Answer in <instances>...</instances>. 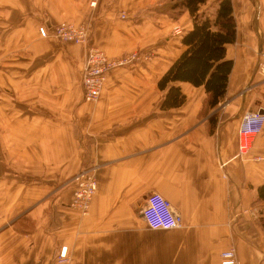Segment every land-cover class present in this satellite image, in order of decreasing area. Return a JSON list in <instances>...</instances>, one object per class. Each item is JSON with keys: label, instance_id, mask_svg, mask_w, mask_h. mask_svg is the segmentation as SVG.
Returning a JSON list of instances; mask_svg holds the SVG:
<instances>
[{"label": "crops", "instance_id": "crops-1", "mask_svg": "<svg viewBox=\"0 0 264 264\" xmlns=\"http://www.w3.org/2000/svg\"><path fill=\"white\" fill-rule=\"evenodd\" d=\"M91 2L0 0V264H51L64 246L70 264H220L229 248L240 264H264L254 215L264 214V130L238 152L241 116L264 113V0H233L228 92L210 111L203 88L183 82L174 86L184 103L161 109L158 81L183 50L172 28L188 14L173 20L171 0ZM63 21L91 25L89 43L109 57H156L111 71L98 101L85 103V49L38 34ZM92 167L97 189L81 217L66 207L73 184L72 194L61 185ZM151 193L181 228L147 227L138 210Z\"/></svg>", "mask_w": 264, "mask_h": 264}, {"label": "trees", "instance_id": "trees-1", "mask_svg": "<svg viewBox=\"0 0 264 264\" xmlns=\"http://www.w3.org/2000/svg\"><path fill=\"white\" fill-rule=\"evenodd\" d=\"M209 0H171L167 14L179 19L188 14L191 28L181 39L183 50L170 68L159 79L158 90L165 92L161 109L180 107L185 96L175 83L183 82L202 87L205 92V108L216 110L226 97L233 61L226 57L227 46L235 43L236 23L232 0H216L212 11L203 9ZM216 123V114L209 116V124ZM256 200L264 204V185L256 189ZM256 224L264 234V214Z\"/></svg>", "mask_w": 264, "mask_h": 264}, {"label": "built area", "instance_id": "built-area-1", "mask_svg": "<svg viewBox=\"0 0 264 264\" xmlns=\"http://www.w3.org/2000/svg\"><path fill=\"white\" fill-rule=\"evenodd\" d=\"M92 0L90 6L95 5ZM124 19L125 15L122 14ZM91 25L89 24H70L61 23L53 29V36L62 42H72L81 45L85 49L86 57L81 78V88L83 101L85 103L94 104L98 101L103 87L106 82L107 75L119 68L131 66L141 60H149V55L132 52L126 55L111 58L103 51L89 45V33ZM181 29L176 27L174 34L179 35ZM39 34L42 37L48 35V31L40 27ZM264 129V114L260 111L245 112L239 122V154L244 155L248 152L251 142L255 137L260 135ZM260 160V159H258ZM223 168V165H220ZM96 168L82 169L72 178L74 191L72 196V210L77 211L81 217L88 215L90 204L96 193ZM139 213L147 227L154 231H170L182 227V218L180 214L173 209L170 202L157 193H151L140 203ZM259 216L260 212H254ZM53 264H69L67 248L63 247L58 251L57 257ZM220 264H240L236 258L233 248H229L220 253Z\"/></svg>", "mask_w": 264, "mask_h": 264}, {"label": "rangeland", "instance_id": "rangeland-1", "mask_svg": "<svg viewBox=\"0 0 264 264\" xmlns=\"http://www.w3.org/2000/svg\"><path fill=\"white\" fill-rule=\"evenodd\" d=\"M212 1H214V0H209L208 1V4L206 5V6H204L203 7V9H206V11H212V9H211V7H210V5L212 4ZM250 3H251V1H253V0H248ZM242 2H245V0H242ZM246 3H247V0H246ZM254 3V2H253ZM232 5H233V0H232ZM247 7H248V9H250L251 8V6H250V4H247ZM233 13H234V9H233ZM184 15V14H183ZM182 15V16H183ZM182 16H180L179 17V19H175V18H172L173 20H180V18H182ZM186 22H190L189 24H190V28H191V19H189V17H187L186 18V20H185ZM186 22H182V24H176L173 28H172V34H173V36H179V37H181V39H182V36L184 35L183 33H185L184 32V30L182 29V26H183V24L184 23H186ZM61 23H70V24H74V23H71V22H65V21H63V22H60V23H58L57 25H59V24H61ZM235 23H236V21H235ZM57 25H55L52 29H50L51 30V32H48V35L46 36V37H42V36H40V34H39V28L40 27H43V28H45L46 29V27H44V26H39L38 27V34H39V36H40V38H48L49 36H51V37H53L54 39H56L54 36H53V29L57 26ZM176 27H178V28H180L181 29V33L179 34V35H175L174 34V29L176 28ZM47 31H48V29H46ZM180 39V40H181ZM59 41V40H58ZM59 42H61V43H71L72 44V42H62V41H59ZM74 44V43H73ZM75 45H77V44H75ZM89 45L90 46H92L90 43H89ZM79 46H81V45H79ZM81 47H83V46H81ZM92 47H94V46H92ZM84 48V47H83ZM96 48V47H95ZM100 50V49H99ZM102 51V50H101ZM132 52H136V53H140V54H142V55H149L151 58L149 59V60H141L140 62H138V63H135V64H143V63H148V62H151L155 57H156V54L154 53V52H152V51H144V50H134V51H130V52H128V53H132ZM128 53H126V54H128ZM126 54H123V55H126ZM123 55H121V56H123ZM108 56V55H107ZM109 57V56H108ZM111 58H113V57H111ZM134 65V64H133ZM260 65V63H258V67H260L259 66ZM259 69V68H258ZM83 97V96H82ZM224 105V104H223ZM256 111H259V110H256ZM264 114V113H263ZM242 117V116H241ZM264 130V129H263ZM263 132V131H262ZM259 136V135H258ZM254 140V139H253ZM253 142H251V144H252ZM239 150V149H238ZM239 152V151H238ZM80 171H82V169L80 170ZM80 171H78L77 173H79ZM76 173V174H77ZM75 174V175H76ZM74 175V176H75ZM73 176V177H74ZM72 176L69 178V179H67V181L65 182V184L64 185H61L62 186V188H64V187H69L70 189H71V194H72V178H73ZM60 186V187H61ZM60 187L58 188V190L60 189ZM73 191H74V185H73ZM54 206V205H53ZM67 209L68 210H71L72 211V196H71V200L67 203ZM258 212H260V210H258ZM262 214L260 213V215H259V217L261 216ZM258 219V216L256 215V217H255V220H257ZM26 221V220H25ZM26 227L27 226H29L30 225V223H29V220L28 221H26ZM13 224H15V222L13 223ZM19 225H21V226H23V223H19ZM64 247H66V246H64ZM61 248H63V247H60L59 248V250L58 251H60V249ZM67 248V247H66ZM67 253H68V258H69V264L71 263V257H70V252H69V250H68V248H67ZM57 254H58V252L56 253V255L53 257V259H52V263L51 264H53V261L55 260V258L57 257Z\"/></svg>", "mask_w": 264, "mask_h": 264}]
</instances>
